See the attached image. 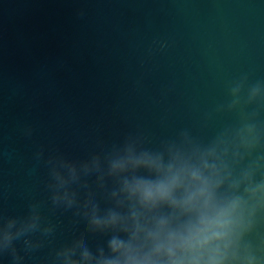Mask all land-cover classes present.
Masks as SVG:
<instances>
[{"label": "water", "instance_id": "water-1", "mask_svg": "<svg viewBox=\"0 0 264 264\" xmlns=\"http://www.w3.org/2000/svg\"><path fill=\"white\" fill-rule=\"evenodd\" d=\"M244 75L264 80V0H0V216L40 203L54 225L24 264L104 244L52 214L36 151L83 170L130 135L208 139L239 122L215 109ZM249 240L264 254V221Z\"/></svg>", "mask_w": 264, "mask_h": 264}, {"label": "clouds", "instance_id": "clouds-1", "mask_svg": "<svg viewBox=\"0 0 264 264\" xmlns=\"http://www.w3.org/2000/svg\"><path fill=\"white\" fill-rule=\"evenodd\" d=\"M228 94L215 112L238 113L239 122L208 139L181 129L153 147L130 135L83 170L62 154L36 151L52 214L71 224L69 235L104 239L95 249L81 243L56 264H264L249 240L264 221V80L244 75ZM53 232L40 203L21 217L0 216V264L5 256L24 264L25 255L52 243Z\"/></svg>", "mask_w": 264, "mask_h": 264}]
</instances>
